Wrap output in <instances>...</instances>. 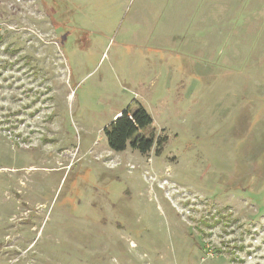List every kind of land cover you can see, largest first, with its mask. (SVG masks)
<instances>
[{"label": "rangeland", "instance_id": "374dc122", "mask_svg": "<svg viewBox=\"0 0 264 264\" xmlns=\"http://www.w3.org/2000/svg\"><path fill=\"white\" fill-rule=\"evenodd\" d=\"M0 264H264V0H0Z\"/></svg>", "mask_w": 264, "mask_h": 264}, {"label": "trees", "instance_id": "16d2710c", "mask_svg": "<svg viewBox=\"0 0 264 264\" xmlns=\"http://www.w3.org/2000/svg\"><path fill=\"white\" fill-rule=\"evenodd\" d=\"M134 105V110L129 106L103 129L107 147L115 153L123 152L129 147L141 155H146L156 146L157 154L167 139L165 136L154 139V133L149 131L152 118L141 105Z\"/></svg>", "mask_w": 264, "mask_h": 264}]
</instances>
